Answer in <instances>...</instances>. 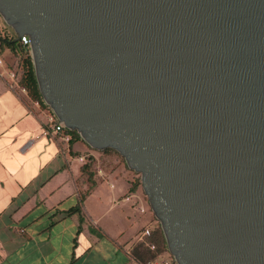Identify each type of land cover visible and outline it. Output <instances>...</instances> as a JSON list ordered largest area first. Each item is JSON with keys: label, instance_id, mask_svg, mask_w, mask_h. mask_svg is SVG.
Here are the masks:
<instances>
[{"label": "water", "instance_id": "water-1", "mask_svg": "<svg viewBox=\"0 0 264 264\" xmlns=\"http://www.w3.org/2000/svg\"><path fill=\"white\" fill-rule=\"evenodd\" d=\"M44 101L141 173L177 264H264V0H0Z\"/></svg>", "mask_w": 264, "mask_h": 264}, {"label": "crops", "instance_id": "crops-1", "mask_svg": "<svg viewBox=\"0 0 264 264\" xmlns=\"http://www.w3.org/2000/svg\"><path fill=\"white\" fill-rule=\"evenodd\" d=\"M4 52L0 264H141L133 252L153 251L139 239L150 216L131 168L66 129L54 133L52 109L13 78Z\"/></svg>", "mask_w": 264, "mask_h": 264}, {"label": "rangeland", "instance_id": "rangeland-1", "mask_svg": "<svg viewBox=\"0 0 264 264\" xmlns=\"http://www.w3.org/2000/svg\"><path fill=\"white\" fill-rule=\"evenodd\" d=\"M0 35L1 36H7L9 38L10 37L16 38V36H17L14 29L11 27V25H9L6 22V20L3 18V16L1 14H0ZM0 49H4V51H5L4 54L7 55V57L4 59V63L7 65V69L9 71H12L13 72V78H16L18 80V78H20V76H21L20 73L21 74L23 73V69H24L23 68V61L25 60V58H27V56L29 54H31L30 46H26L24 44H19L17 46V48L11 49V48H8L6 46L1 47V45H0ZM8 53H9V55H8ZM47 106L49 107L48 109H50V106L48 104H47ZM104 151L107 152V154H112L115 157H117L119 159L120 163H123L124 165L126 164L125 158L116 149L109 147V148H106ZM129 170H130L129 173L132 174V176L130 177V186L132 187V185L135 184L134 185L135 188L137 187V189L140 190L141 195L143 197V200L147 206V210L145 212H147L150 216L149 220L146 222V225L149 226L150 227L149 229L151 230L150 231L151 235H149L148 240L150 241V239H151L153 243L155 242L159 247L164 249L167 247V241L165 238V234H164L161 222L157 218V216L155 215V213L151 207V204L149 202L148 196L143 189L142 181H141V173L134 170V169H129ZM145 229L146 228H144V230ZM165 241H166V246H165ZM143 248L140 247V251L143 253V257H145L144 259H147L150 257L151 254H145L146 251L143 250ZM160 257L161 256H158V258H160Z\"/></svg>", "mask_w": 264, "mask_h": 264}, {"label": "trees", "instance_id": "trees-1", "mask_svg": "<svg viewBox=\"0 0 264 264\" xmlns=\"http://www.w3.org/2000/svg\"><path fill=\"white\" fill-rule=\"evenodd\" d=\"M14 39H15V37L9 38L7 36H1L0 35L1 47L6 46L8 48L15 49V48H17V46L19 44H22L20 40L13 41ZM23 68H24L23 73L22 74L20 73L21 76H20V78H18L19 84L28 90L31 97L40 100L45 106H47L43 100L42 94H41L40 89H39V85H38L37 78L35 75L33 58H32L31 54H29L27 56V58H25V60L23 61ZM66 130L72 134V138H74V137L80 138L81 137L80 133L77 130H71L68 128H66ZM82 199H83V197H82ZM77 208H79V205ZM150 235H151V232H150ZM155 245H156V249L152 251L150 257L147 259H144L145 257H143V253L140 251V247L145 248V246L138 245L137 247H135L133 253H134L137 261L140 262L141 264H143L147 260H149L150 258H155V257L157 258L158 256L162 255L163 253H166V254H168V256L173 258V255L171 253H169L168 247L163 249V248L159 247L156 243H155ZM165 246H166V241H165ZM144 248H143V250L146 251V249H144ZM147 248H149V247H147ZM145 254H149V251H146Z\"/></svg>", "mask_w": 264, "mask_h": 264}, {"label": "built area", "instance_id": "built-area-1", "mask_svg": "<svg viewBox=\"0 0 264 264\" xmlns=\"http://www.w3.org/2000/svg\"><path fill=\"white\" fill-rule=\"evenodd\" d=\"M20 41L22 44L26 45V46H30V38L27 34H24L21 36ZM48 122H49V127H51V130L54 133H59L62 132L66 129L65 125L57 118V116L54 114V112L52 111V113H50L48 115ZM64 139L68 140L69 136L68 135H64L63 136ZM150 235V230L149 229H145L143 231V233L140 236V240L141 241H145L147 246L151 249V250H155L156 249V245L155 243H153L152 241L148 240V237ZM160 258H150L149 260H147L145 263L143 264H175V258L173 256V258H171L170 256H166L164 257L163 255H160ZM177 264V263H176Z\"/></svg>", "mask_w": 264, "mask_h": 264}]
</instances>
